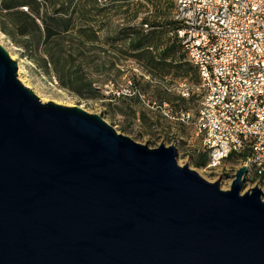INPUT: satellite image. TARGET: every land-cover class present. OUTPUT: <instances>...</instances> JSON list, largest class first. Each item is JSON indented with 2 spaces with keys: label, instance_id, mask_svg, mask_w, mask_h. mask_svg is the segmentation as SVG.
Masks as SVG:
<instances>
[{
  "label": "water",
  "instance_id": "obj_1",
  "mask_svg": "<svg viewBox=\"0 0 264 264\" xmlns=\"http://www.w3.org/2000/svg\"><path fill=\"white\" fill-rule=\"evenodd\" d=\"M0 46V264H264V194L43 103ZM212 176V175H209ZM213 177V176H212Z\"/></svg>",
  "mask_w": 264,
  "mask_h": 264
},
{
  "label": "rangeland",
  "instance_id": "obj_2",
  "mask_svg": "<svg viewBox=\"0 0 264 264\" xmlns=\"http://www.w3.org/2000/svg\"><path fill=\"white\" fill-rule=\"evenodd\" d=\"M176 0H97L96 15L83 22L95 33L92 40L75 34L66 36L52 46L49 58L37 44L27 47L25 40L10 37L3 30L13 27L5 12L0 11V46L17 63L19 81L43 103L53 102L65 107H80L89 114L100 115L114 130L134 142L157 148L173 145L177 162L188 164L209 182L219 179L222 190H228L234 173L239 169L236 157L227 161L228 174L213 178L192 164L198 153L204 152L193 129L178 120L182 112L177 100L160 104L156 87L187 102V112L196 115L201 100L196 89L197 76L153 77L142 63L132 57L129 42L123 40L127 28L148 22H171ZM166 28V26H165ZM23 45V46H22ZM162 48H159L160 51ZM60 54L58 74L55 56ZM87 83V84H85ZM91 85V86H89ZM187 93V96H182ZM259 187L264 194V177H245L243 192Z\"/></svg>",
  "mask_w": 264,
  "mask_h": 264
},
{
  "label": "built area",
  "instance_id": "obj_3",
  "mask_svg": "<svg viewBox=\"0 0 264 264\" xmlns=\"http://www.w3.org/2000/svg\"><path fill=\"white\" fill-rule=\"evenodd\" d=\"M175 34L195 69L201 100L193 129L207 152L200 170L219 178L236 157L247 174H264V0H176ZM182 96L188 94L182 93ZM235 174V173H234Z\"/></svg>",
  "mask_w": 264,
  "mask_h": 264
},
{
  "label": "trees",
  "instance_id": "obj_4",
  "mask_svg": "<svg viewBox=\"0 0 264 264\" xmlns=\"http://www.w3.org/2000/svg\"><path fill=\"white\" fill-rule=\"evenodd\" d=\"M96 5L97 0H0V11L5 12L13 27L11 32L4 27L2 30L10 37L23 38L27 47L37 44L53 59L52 46L66 36L75 34L85 40H92L95 33L82 23L96 15ZM177 28L178 24L173 20L160 24L144 19L139 25L127 28L126 31L130 33L123 40L129 42L132 57L141 62L153 77L163 79L171 74L175 77H187L192 72L196 75L195 69L186 60L177 36L169 35ZM159 48L162 49L156 53ZM60 60L61 56L57 54L56 70L62 75ZM154 92L158 95L160 104L173 106L172 101L177 100L180 110L187 112V101L180 95L173 96L160 87H156ZM207 162L208 155L204 150L196 155L192 164L201 169ZM263 177L264 174L260 178Z\"/></svg>",
  "mask_w": 264,
  "mask_h": 264
}]
</instances>
